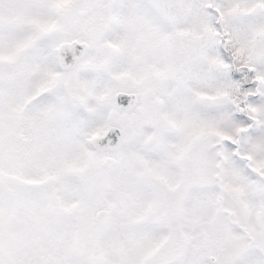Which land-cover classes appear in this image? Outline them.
<instances>
[{"label":"snow or ice","instance_id":"snow-or-ice-1","mask_svg":"<svg viewBox=\"0 0 264 264\" xmlns=\"http://www.w3.org/2000/svg\"><path fill=\"white\" fill-rule=\"evenodd\" d=\"M0 264H264V0H0Z\"/></svg>","mask_w":264,"mask_h":264}]
</instances>
